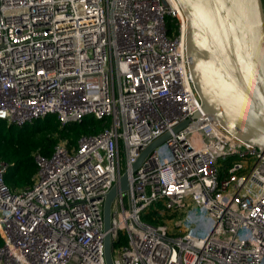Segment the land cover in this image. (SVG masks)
<instances>
[{
    "label": "built area",
    "instance_id": "1",
    "mask_svg": "<svg viewBox=\"0 0 264 264\" xmlns=\"http://www.w3.org/2000/svg\"><path fill=\"white\" fill-rule=\"evenodd\" d=\"M186 34L177 0H0V120L109 122L37 154L31 187L0 162V264H107L104 204L126 171L114 264H264V152L203 110Z\"/></svg>",
    "mask_w": 264,
    "mask_h": 264
},
{
    "label": "water",
    "instance_id": "2",
    "mask_svg": "<svg viewBox=\"0 0 264 264\" xmlns=\"http://www.w3.org/2000/svg\"><path fill=\"white\" fill-rule=\"evenodd\" d=\"M185 15L187 55L203 110L225 129L264 152V9L262 0H177ZM198 115H196L197 117ZM189 120L174 128L178 132ZM171 133L152 142L132 167ZM129 188L124 172L104 204L105 257L114 264L111 211L116 196Z\"/></svg>",
    "mask_w": 264,
    "mask_h": 264
},
{
    "label": "trees",
    "instance_id": "3",
    "mask_svg": "<svg viewBox=\"0 0 264 264\" xmlns=\"http://www.w3.org/2000/svg\"><path fill=\"white\" fill-rule=\"evenodd\" d=\"M109 125V122L95 117H86L81 122L62 125L56 116L50 115L36 119L23 126L0 120V162L7 165L6 184L14 190H22L34 184L38 172L35 156L50 157L57 144L66 142L69 150L78 147L84 136L97 135ZM167 216L156 218L149 214L145 217L152 224L162 223ZM121 238L114 246L126 244ZM3 240L0 236V246Z\"/></svg>",
    "mask_w": 264,
    "mask_h": 264
},
{
    "label": "snow or ice",
    "instance_id": "4",
    "mask_svg": "<svg viewBox=\"0 0 264 264\" xmlns=\"http://www.w3.org/2000/svg\"><path fill=\"white\" fill-rule=\"evenodd\" d=\"M238 2L244 3V2H246V0H238Z\"/></svg>",
    "mask_w": 264,
    "mask_h": 264
},
{
    "label": "rangeland",
    "instance_id": "5",
    "mask_svg": "<svg viewBox=\"0 0 264 264\" xmlns=\"http://www.w3.org/2000/svg\"><path fill=\"white\" fill-rule=\"evenodd\" d=\"M145 217H146V216H143V221L147 222L146 219H145ZM169 220H171V219H169ZM169 220H168V221H169Z\"/></svg>",
    "mask_w": 264,
    "mask_h": 264
}]
</instances>
